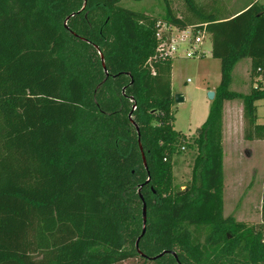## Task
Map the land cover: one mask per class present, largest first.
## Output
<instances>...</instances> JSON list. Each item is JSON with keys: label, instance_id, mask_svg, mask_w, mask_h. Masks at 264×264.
<instances>
[{"label": "trees", "instance_id": "obj_1", "mask_svg": "<svg viewBox=\"0 0 264 264\" xmlns=\"http://www.w3.org/2000/svg\"><path fill=\"white\" fill-rule=\"evenodd\" d=\"M120 1L86 0L79 12L85 0H0V264H264V186L259 225L225 217L223 145L224 105L234 100L245 140H264V4L229 15L184 0L182 18L165 0L160 19ZM160 23L205 29L221 61L194 139L174 128L173 60H155V74L148 64ZM243 59L260 78L248 93L231 89ZM182 148L198 154L191 184L176 191ZM144 201L146 257L136 247ZM190 226L206 229L203 244Z\"/></svg>", "mask_w": 264, "mask_h": 264}, {"label": "rangeland", "instance_id": "obj_2", "mask_svg": "<svg viewBox=\"0 0 264 264\" xmlns=\"http://www.w3.org/2000/svg\"><path fill=\"white\" fill-rule=\"evenodd\" d=\"M211 9L219 7L222 12L233 15L254 0H196ZM264 4V0H256ZM170 6L178 17L189 16L184 0H170ZM120 5L142 11L162 19L167 11L165 0H121ZM202 56L174 59L172 68L173 91L184 97L183 102L174 103V128L189 139L198 136L205 123L211 100L209 92H214L221 80V61L210 55L212 42L207 38ZM244 61L240 65H243ZM243 70L233 73L231 89L248 93L252 83L243 84ZM260 123L264 124V100L257 102ZM245 122L240 100L228 101L224 105V216L234 217L246 223L249 228L262 222L261 208L264 186V141L249 142L244 138ZM251 147V148H250ZM198 150L182 149L173 157L175 190H185L192 182L194 159ZM192 241L203 244L206 240L204 227L190 226ZM138 240V239H137ZM136 240V242H137ZM119 264H157L137 256Z\"/></svg>", "mask_w": 264, "mask_h": 264}, {"label": "built area", "instance_id": "obj_3", "mask_svg": "<svg viewBox=\"0 0 264 264\" xmlns=\"http://www.w3.org/2000/svg\"><path fill=\"white\" fill-rule=\"evenodd\" d=\"M156 38L158 41L157 52L148 61L155 74L153 63L157 59H177L183 56L193 58L202 56V49L207 38H210L205 29L186 27L184 29L167 23L159 24ZM184 149V148H182Z\"/></svg>", "mask_w": 264, "mask_h": 264}, {"label": "water", "instance_id": "obj_4", "mask_svg": "<svg viewBox=\"0 0 264 264\" xmlns=\"http://www.w3.org/2000/svg\"><path fill=\"white\" fill-rule=\"evenodd\" d=\"M85 6H86V0H85V2H84V5H83V7H82V9L79 11V12H81L84 8H85ZM68 20H69V18H67L66 19V21H65V25L67 26V22H68ZM97 49L99 50V47L97 46ZM100 51V50H99ZM100 54H101V59H102V63H103V67H104V69H105V72L107 73V75H108V71H107V69H106V65H105V59H104V56H103V54L100 52ZM215 91L214 92H209V99L212 101V100H214V98H215ZM174 99H175V101L176 102H183L185 99H184V97L182 96V95H179V94H174ZM136 129H137V132H138V134H139V137H140V129H139V126L138 125H136ZM139 145H140V149H141V151H142V155H143V159H144V164H145V167H146V169H148V165H147V161H146V158H145V154H144V152H143V146H142V144H141V141L139 140ZM150 181V177L148 178V180H147V182H149ZM142 198V197H141ZM146 226H147V204H146V202L144 201L143 202V231H142V234L140 235V237L138 238V240H137V242H136V247H137V249H138V252L143 256V257H146V255L144 254V253H142L141 252V250H140V248H139V242H140V240H141V238L145 235V233H146ZM171 253L175 256V257H177L178 258V255H177V253L175 252V251H171ZM166 254H168V251H164V252H162V253H160L158 256H155V257H153L152 259H158V258H160V257H162V256H164V255H166Z\"/></svg>", "mask_w": 264, "mask_h": 264}, {"label": "crops", "instance_id": "obj_5", "mask_svg": "<svg viewBox=\"0 0 264 264\" xmlns=\"http://www.w3.org/2000/svg\"><path fill=\"white\" fill-rule=\"evenodd\" d=\"M210 55H211V51H210ZM242 61H244V64L243 65H240L241 64V62ZM240 70V69H242L243 70V84L246 82H250V83H252V84H254V85H256V82L257 81H259L260 80V78H252L251 77V59H243V60H241L240 62H238L237 63V65L235 66V69H234V71L235 70ZM172 71H173V69H172ZM234 71H233V73H234ZM172 74H173V72H172ZM173 78V77H172ZM233 81H234V79H233ZM233 84V83H232ZM172 91H173V82H172ZM239 92V91H238ZM173 94H175L174 93V91H173ZM261 101V100H260ZM259 102V101H258ZM257 104V103H256ZM258 106V105H257ZM260 117H259V120H258V123L259 124H261L260 122ZM247 141V140H246ZM255 141H264V140H255ZM249 142H254V141H249ZM251 148V147H250Z\"/></svg>", "mask_w": 264, "mask_h": 264}]
</instances>
